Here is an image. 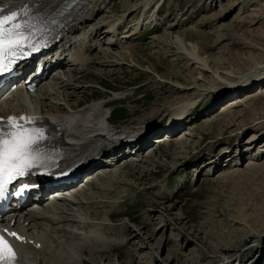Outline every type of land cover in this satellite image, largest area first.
<instances>
[{
  "label": "rangeland",
  "instance_id": "1",
  "mask_svg": "<svg viewBox=\"0 0 264 264\" xmlns=\"http://www.w3.org/2000/svg\"><path fill=\"white\" fill-rule=\"evenodd\" d=\"M100 1L95 18L90 15L92 19H85L90 25L87 28H91L85 31L89 35L92 29L105 26L109 17H120L125 10L118 36L137 17L146 19L150 14L158 22H153L156 25L152 30L141 29L128 45H120L132 50L138 66L101 67L96 63L76 74L79 90H75L76 98L71 103L82 102L80 107L100 102L94 99L102 95L112 98L120 94L114 89L117 87L125 93L137 89L133 103L123 104L124 119L112 116L116 128L128 131L140 127L131 136L135 139L129 143L133 149L124 147L126 155L118 156V163L110 159L113 164L104 165L109 170L93 168L88 172L93 179L118 172L111 194L101 198L106 204L83 211L99 223L108 213L110 225L102 227L101 233L108 239L125 241L101 259L106 264H213L230 256L241 259L237 264H264V126L257 125L264 120L256 114L263 101L258 102L259 98L255 103L239 105L243 98H226L230 88L219 91V83L209 72L203 75V81H197L200 71L187 66L184 56L168 41V33L184 36L210 65L225 63V68L241 72L260 57L258 51L247 49L245 42L253 39L262 43L264 7H258L255 14L251 10L264 0H154L147 14L142 6L145 0ZM135 5H139L138 10ZM159 37H163L164 45H160ZM95 51L90 57L98 55ZM198 85L200 92L195 89ZM259 89L264 91V86ZM184 103L191 108L182 122L171 124L173 108ZM142 126L147 129L145 137ZM156 185L165 187L151 191L157 189ZM94 193L99 196L100 192ZM118 195L123 196L119 202H125L112 208L110 203ZM117 216L122 222L113 225L120 222L112 220ZM150 235L156 240L145 241ZM110 254V261H106ZM157 254L159 259L155 258Z\"/></svg>",
  "mask_w": 264,
  "mask_h": 264
},
{
  "label": "bare ground",
  "instance_id": "2",
  "mask_svg": "<svg viewBox=\"0 0 264 264\" xmlns=\"http://www.w3.org/2000/svg\"><path fill=\"white\" fill-rule=\"evenodd\" d=\"M62 1L0 0V9H3L0 15H7L11 11H18L25 5L39 15H44L46 12H53L55 14L59 11ZM93 1L94 4H92ZM153 1L145 0L142 2L144 14H147V11L150 9L149 6ZM246 2L251 3L252 0H246ZM98 3V0H88L85 4L81 5L80 9H77V6L70 9L68 14L62 19L60 25L57 26L55 32L49 36L48 39L60 37L64 43L63 47L67 46L69 55L61 58L49 71L43 72L45 74L31 78L33 72H29L30 82L34 83V90L32 92L23 93L21 88H16L0 101L1 115L25 116L31 118L34 126L41 127L44 134L50 137L48 148L65 150L66 147L74 146L83 151H88L90 146L95 149L102 146L106 147V149L93 152V155H85L84 152L81 154L68 149L66 151L71 154L68 158L66 157V152L57 154V159L50 162L54 172L60 171L63 168V164L69 160L73 158L75 160H82L83 156H85V163L83 160L77 162L74 169L76 176L71 179V184L66 186L65 180L59 183L64 192H54L55 194L50 197L52 199L49 203H38L36 206L29 207L20 214H16L14 211L7 218L0 219V230H3L0 231V236H3L4 240L15 253L13 264H106L101 259L102 255L125 243L124 240L108 239L101 233L102 227L110 225L111 221L107 215L108 213L103 217L101 223L96 222L97 219H93L89 213H84L88 212V209L94 205L103 207L106 204V201H103L101 198L102 196L107 198L111 194L110 192L113 189V185L111 184L118 180V172H113L111 175L103 173L99 178L96 177L94 179L88 172L93 168H97V170L106 169L107 167H104V165L113 164L109 161L110 159L117 160L116 158H118L119 160L120 157L118 156H125L124 147L133 149L134 145L129 143L130 140L133 143L135 139H131V136L140 127H133L127 131L114 126L112 121L113 115L109 109V101L111 99L115 101L116 96H120L118 94H115L109 100L94 102L83 107L78 106L82 102L74 105L71 103V100L72 98H76L75 90H79L77 86L79 78L76 77V74L87 68L88 65H95L97 63L101 67H112L117 64L138 66L132 50L128 46L120 48V45L127 44L129 41L132 42L134 38L138 37L144 24L153 22L157 24L158 22L150 14L146 19L137 17L135 21L130 22L133 25H127L118 36V30L122 28L123 18L125 12H127L125 10L123 14L121 13L120 17H116V15L109 17L111 20L105 26L101 24L95 30L92 29L90 31L94 35L92 36L89 35V31L85 32L91 29L87 28L90 25H87L85 19L95 18L94 15L98 12V6L100 5ZM91 4L92 6L94 5L93 8L96 6L95 12H92V10L88 12L86 6L88 5L90 8ZM260 5H256L251 12L253 14L257 13V8L264 7V2ZM158 7L159 5L155 7V11ZM135 8L138 10L139 5H135ZM253 23H256L255 20ZM262 25L264 26V22ZM92 26L94 25L92 24ZM75 35L81 36L76 37ZM117 36L120 41L117 39ZM183 37L168 33L169 43L174 45L178 52L184 56L183 59L188 62L187 66H193V69L200 71L198 77L195 79L203 81L206 78L203 75L209 72L210 77L219 83V91L230 88L227 93L229 95L226 98H243L242 102L239 101V105L241 106L242 104L249 105L250 101H258L260 98L258 102H263H261L259 113L256 114L261 116L259 119L264 120V91L259 89L264 86V36L261 37L262 39H259L262 43L253 39L250 42H245V47L258 51L260 57L251 60L248 67L238 73L232 68H225L223 66L225 63L215 66L210 65L209 61L197 52L196 46L187 42ZM152 40L157 39L152 38ZM159 40L160 45H164L163 37H159ZM116 46H119L120 50L115 51L112 49ZM26 49H29V47H26ZM95 49L98 50V55L90 57ZM172 59L174 61V57ZM31 60L34 61L33 58ZM243 60L245 59L243 58ZM24 65L26 63L21 64L20 67L22 68ZM49 73L50 75L47 76ZM38 85L40 88L37 89ZM199 87L201 85L195 88L197 92L201 91ZM71 90L73 92H69ZM261 98L263 99L261 100ZM234 104L239 106L238 103ZM188 108L191 107L186 103L173 108L171 124L176 125L178 122H182L181 120L186 116ZM107 114H109V119H106ZM257 125L264 126V121H258ZM261 126L257 128L260 129ZM111 130L116 131L110 133ZM106 133H110L111 137L104 136ZM118 137H120L121 141L116 143L115 139ZM124 139L129 141H124ZM104 157L109 158L105 160ZM109 169L107 168V170ZM87 174L88 176H86ZM85 176L86 178H91L86 182V185L80 187L86 180ZM101 179L105 181H100ZM94 190L100 192L99 196H97V193H94ZM122 198L123 196L117 197L110 203V206L112 208L118 206V202ZM124 202L125 200L119 202V206ZM120 218L117 216L115 219H112L113 221L116 219L120 220V222L113 225H119L122 222ZM89 227L93 229L84 232L85 228ZM80 231L81 233H78ZM9 232L16 233L20 239L18 240L14 236L8 235ZM78 236L81 237V242L79 243L76 242ZM147 238L145 241L156 240L155 235H150ZM96 240H100V242L98 241V243ZM84 254L88 255L84 256ZM159 257V254L155 255L156 259H159ZM240 260L239 257L226 256L221 258L220 261L216 260L212 263L237 264ZM106 261L110 260L107 258ZM112 262L110 261L109 263L117 264V262ZM118 264L124 263L119 262ZM161 264H170V262L161 261Z\"/></svg>",
  "mask_w": 264,
  "mask_h": 264
},
{
  "label": "snow or ice",
  "instance_id": "3",
  "mask_svg": "<svg viewBox=\"0 0 264 264\" xmlns=\"http://www.w3.org/2000/svg\"><path fill=\"white\" fill-rule=\"evenodd\" d=\"M29 12V7L25 5L18 11L0 15V75L12 70L26 47L36 48L30 43L32 25L27 20L20 19ZM19 121L30 123L31 118L9 116L6 126H0V201L5 199L8 185L19 178L35 174L32 169L43 164L41 142L46 139L43 129H29ZM0 124H3V118H0ZM27 187V184L22 186ZM8 235L20 239L16 233L9 232ZM14 261L15 253L3 236H0V264H13Z\"/></svg>",
  "mask_w": 264,
  "mask_h": 264
}]
</instances>
